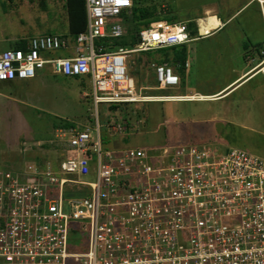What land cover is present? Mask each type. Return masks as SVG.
<instances>
[{"label":"built area","instance_id":"obj_1","mask_svg":"<svg viewBox=\"0 0 264 264\" xmlns=\"http://www.w3.org/2000/svg\"><path fill=\"white\" fill-rule=\"evenodd\" d=\"M132 5L85 0L86 29L73 44L43 35L0 52V82L33 79L45 66L62 77H87L96 113L92 127L70 130L60 173L34 163L22 173L0 170V264H264V157L237 148L102 144L98 106L161 99L136 89L128 57L194 39L190 22L161 20L142 28L133 46H96L126 35L121 16ZM202 20L193 23L199 38L211 31L206 21L201 32ZM59 51L70 54L44 57ZM149 67L159 90L179 84L167 63ZM250 72L264 78V58ZM68 184L87 192L65 198ZM73 229L84 234L83 252L70 251Z\"/></svg>","mask_w":264,"mask_h":264},{"label":"rangeland","instance_id":"obj_2","mask_svg":"<svg viewBox=\"0 0 264 264\" xmlns=\"http://www.w3.org/2000/svg\"><path fill=\"white\" fill-rule=\"evenodd\" d=\"M14 6L6 4L0 8V52L16 49L15 42L24 37L44 35L46 32L60 34L65 25L66 14L64 0H17ZM207 0H135L142 5L143 14H160L164 19L175 22H190V32L195 34V18L201 17L200 12ZM32 6L31 14L24 6ZM156 9V12L154 11ZM29 17H34L30 22ZM48 17L52 23H43ZM22 21L24 23H22ZM27 23V24H26ZM151 24V23H150ZM126 29V25L123 24ZM106 42V43H105ZM205 42V41H204ZM202 42V43H204ZM99 43V44H97ZM107 40L96 41V46H108ZM163 49L148 54L151 58L178 61L183 57L182 50ZM116 50V49H113ZM204 57V50H200ZM139 55V54H138ZM44 57L53 59L66 57V51L46 52ZM137 55L127 59L128 72L135 80L136 89L144 85L141 76L146 72L152 60H141L137 63ZM155 61V60H154ZM172 69V67H171ZM234 68L229 66H208L206 71L207 87H216L227 80ZM173 70V69H172ZM174 73V72H173ZM176 75V74H175ZM143 81V82H142ZM145 86V85H144ZM151 87H158L151 82ZM193 83L187 88H170L154 92L153 95L193 94ZM202 87V85H201ZM192 89V90H191ZM203 91L202 88H198ZM0 94L15 98L19 97L20 115L15 119L0 121V148L10 151V161H1L0 170L22 173L31 162H18L19 148L36 153L37 159L46 157L44 167L54 173H60V154L65 149L69 132L74 128L93 126L96 113L90 98L91 86L87 77L66 78L55 75L50 66L37 72L35 78L13 83L0 82ZM149 96V94H144ZM151 97V96H150ZM156 97V96H152ZM224 101L218 102H170V103H137L122 105L118 109L108 105L98 106L97 119L101 126L102 144L111 150L144 149L152 150L163 147L188 145L193 147L208 146L218 151L237 148L248 153L264 157V78L255 77L246 80L229 92ZM209 110L217 112L230 111L231 121L238 126L223 123L180 124L179 119L187 118L194 112ZM22 115V116H21ZM1 118V117H0ZM2 119V118H1ZM170 119L168 122L165 121ZM22 133L20 139L15 137ZM19 136V135H18ZM25 143L14 146V140ZM45 151H49L45 153ZM45 157V158H46ZM34 163V162H33ZM71 179L70 176H64ZM85 188L68 184L64 187L65 198H81L86 194ZM71 238V237H70ZM85 248V244H84ZM83 248V249H84Z\"/></svg>","mask_w":264,"mask_h":264},{"label":"crops","instance_id":"obj_3","mask_svg":"<svg viewBox=\"0 0 264 264\" xmlns=\"http://www.w3.org/2000/svg\"><path fill=\"white\" fill-rule=\"evenodd\" d=\"M16 2L21 3V1L17 0H0V5L3 4L5 6L8 4V7H13ZM15 7V6H14ZM0 8H3L0 6ZM15 8H23V7H15ZM27 9V12L31 14L32 6H24ZM64 11L65 7L63 5ZM201 17L195 18L198 20L199 18L206 17V21L211 24V31L204 37H198V32L196 28L195 34H191L192 41L182 44L180 46H175L170 49H174L176 47L177 50H182L184 55L178 61L176 58L171 61L167 60H159L154 59L148 56L149 53L137 54L140 58H137V63L139 59L143 60H152L155 63H167L170 67H172V72L176 74L179 78V84L173 88H182L185 89L187 86H191L194 83L195 90L193 94H181V95H153L152 93L160 92L156 87H151V82H157L155 74L153 70L147 66L146 72H142L141 76L143 81L145 82L141 85L140 88L144 89V94H149V96L160 97L161 99L155 100L149 103H170V102H218L224 101L227 99L225 96L235 89L239 84L246 80H253L255 77L260 75H254L251 69L261 60V55H264V7H261L257 0H207L205 5L202 7ZM65 25L62 28V32L60 34H55L51 32L43 33L44 35H55L62 38L67 39L72 44L74 43V36L69 33L68 30V17L65 11ZM29 21H35V18L29 17ZM52 23L55 20H49L48 17L44 18L43 23L48 24ZM203 21V20H202ZM203 21V22H206ZM185 22H191V20H186ZM22 23H24L22 21ZM172 23H177L172 21ZM27 24V23H26ZM195 25V24H193ZM196 26V25H195ZM201 26V25H200ZM202 27V26H201ZM190 30V24H189ZM203 32V27L201 29ZM201 34V33H199ZM43 36V35H39ZM37 37V36H35ZM34 37H24L15 42L16 49L18 46H24L28 40ZM205 41V42H204ZM204 42V43H202ZM167 49V48H166ZM169 49V48H168ZM14 50V49H12ZM200 50H204V57L200 53ZM160 51V50H159ZM70 52H66V56H68ZM155 60V61H154ZM229 66L232 69L230 75L227 80L217 85L216 87H207L206 80V71L203 70L204 67L208 66ZM6 82V83H13ZM202 85V87H201ZM198 88H202L203 91H199ZM192 90V89H191ZM164 97V98H162ZM19 97L13 98L10 96H5L0 94V121H6L7 117L9 120H14L15 115L20 112V105L18 102H22L18 99ZM131 105V104H130ZM22 116V115H21ZM6 118V119H5ZM167 119L165 121H169ZM180 124H184L185 122L193 123V124H207L212 125L214 123H223L228 126H238V122L231 121L230 111L225 110L211 112L209 110H202L199 112H194L187 118H180ZM19 135V136H18ZM15 137L20 139L22 133L18 134ZM18 141H13L14 146H18L21 144L22 146L25 143H21ZM182 146V145H177ZM49 151H45L48 153ZM11 152L6 150H2L0 148V162L8 161L14 157L8 156ZM19 156L18 162H31L40 167L45 166L47 164V159L49 158L43 157L37 159V163H35L36 153L28 151L25 148H19L17 152ZM1 169V168H0Z\"/></svg>","mask_w":264,"mask_h":264},{"label":"trees","instance_id":"obj_4","mask_svg":"<svg viewBox=\"0 0 264 264\" xmlns=\"http://www.w3.org/2000/svg\"><path fill=\"white\" fill-rule=\"evenodd\" d=\"M64 7L68 17L69 33L76 36L84 32L86 29L85 0H64ZM154 11L156 12V9H154ZM121 18L123 24L126 25V35L118 40H108L110 42L109 46L111 47L133 46L137 42L139 31L154 21L165 20L172 23V20L164 19V16H160L158 12H156V14H151V16H145L143 14L142 5L137 4L135 0H133L131 9L123 13ZM23 47L24 46H18L17 48L20 49ZM262 58H264V55H261V59ZM111 107H113V110H116L120 105H112ZM84 244V234H78V232L73 229L70 238V251L73 253L83 252Z\"/></svg>","mask_w":264,"mask_h":264},{"label":"bare ground","instance_id":"obj_5","mask_svg":"<svg viewBox=\"0 0 264 264\" xmlns=\"http://www.w3.org/2000/svg\"><path fill=\"white\" fill-rule=\"evenodd\" d=\"M200 25L203 27V32L207 31V23H206V22L201 21V22H200ZM201 26H200V27H201ZM202 27H201V29H202ZM201 29H200V30H201Z\"/></svg>","mask_w":264,"mask_h":264}]
</instances>
